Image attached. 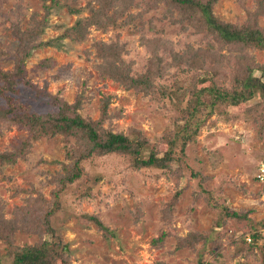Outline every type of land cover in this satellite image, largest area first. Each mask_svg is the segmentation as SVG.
I'll list each match as a JSON object with an SVG mask.
<instances>
[{
    "label": "rangeland",
    "instance_id": "rangeland-1",
    "mask_svg": "<svg viewBox=\"0 0 264 264\" xmlns=\"http://www.w3.org/2000/svg\"><path fill=\"white\" fill-rule=\"evenodd\" d=\"M110 1L117 8L109 7ZM190 10H178L169 0H0V71L19 74L13 86L0 87V154L24 147L13 164L0 163V227L24 221L25 232L12 234L14 245L32 246L43 238L55 241L70 264H195L198 253L204 264H263L261 250L236 255L238 246L232 241L250 244L246 221L256 228L264 222V183L256 177L258 165L264 163V50L218 43L205 34L202 20ZM211 12L221 23L238 28L253 24L264 31V0H217ZM113 15L119 16L117 25H106V18ZM129 17L145 21L140 33L133 31L132 24L123 25ZM78 22L81 25L75 29ZM78 33L84 35L81 41L75 40ZM151 38L170 41L180 53L186 47L190 51L179 67L169 65L172 60L164 55L160 65L152 57L156 48ZM113 41L120 45L129 73L147 74L162 88L174 87L176 72L187 68L191 55L203 63L200 55L209 51L203 58L205 69L202 64L187 77L215 75L222 89L250 75L261 86L250 100L225 106L228 115L214 111L205 116V124L183 155L184 163L199 172L198 178L191 177L189 170L181 178L163 176L154 168L136 171L126 156L95 155L82 166L84 179L95 177L93 196L77 197V187L88 183L83 179L59 191V208L49 212L58 189L56 180L73 161L66 154L64 136L42 133L36 138L9 124L4 113L12 105L51 116L59 113L61 103L79 104L78 113L98 122L101 132L131 137L139 133L161 152L183 125L179 107L187 105V97L168 98L158 93L160 89L145 95L101 76L97 66L104 61L96 44ZM68 140L76 142L74 137ZM202 190L217 191L230 210L246 218L226 219L223 226L214 227L217 212L205 205L202 194L198 196ZM175 195L172 216H166ZM39 203L44 206L38 208ZM88 216L98 218L107 233ZM259 231L263 244L264 229ZM193 233L207 234L210 241L217 236L219 249L212 251L210 242L202 240L194 249L182 247L181 240ZM162 234V242L154 247L152 241ZM5 241L0 238V258L7 264L11 256Z\"/></svg>",
    "mask_w": 264,
    "mask_h": 264
},
{
    "label": "trees",
    "instance_id": "trees-1",
    "mask_svg": "<svg viewBox=\"0 0 264 264\" xmlns=\"http://www.w3.org/2000/svg\"><path fill=\"white\" fill-rule=\"evenodd\" d=\"M216 1L217 0H169L171 5L178 10H183L185 7L192 9L190 11L195 13V16L200 17L202 20L201 26L205 34L211 36L210 38L214 37V40L218 43L222 45L227 44L230 47L239 46L240 49L264 50V31L251 26L253 25L251 23V25L238 28L219 22L211 12V7ZM109 4V7L117 8L115 1H110ZM118 17L119 16L113 15L106 18V25L116 26L117 24L115 22ZM130 18L131 17H129L127 21H124L123 25L132 24L134 28L133 31H138L140 33L145 25V21H142L140 18L133 17L131 20ZM149 24L151 25L150 22ZM80 25L79 22L76 23L75 29ZM83 38L84 35L82 34L81 36L78 33L75 40L81 41ZM144 39L143 37L142 40ZM151 44H154L156 48V50L152 52V57L154 59L158 58L157 61L160 65L164 62V57L161 58L162 55H164L172 60V62H169V65L174 63L175 67H179L178 63L182 62V57L185 52L190 51V49L186 47L185 50H182V53H180L181 50L176 51L174 45H172L170 41L161 40L160 38H151ZM21 46L20 51L16 53L15 59L21 54L23 45ZM96 46L99 57L104 61L102 65L97 66L103 78L109 77L125 90L134 89L136 92H143L145 95H153L156 90L160 89L158 93L168 98L171 97L173 99L174 96L178 97V95L187 97V105L185 107H179L182 114L183 125L178 127L174 138L168 142V149L161 152L154 148V146H151L139 133L135 135V137H131L121 133L101 132L98 122L85 119L78 113L79 104L69 106L66 105V103H61L59 113L51 116H37L29 113V111L16 110L12 105L11 108L4 113V117L7 118L9 124L27 130L29 134H34L36 138L42 133L47 136L56 134L64 136L66 141L65 147L67 149L66 154L69 159L73 161L71 167H63V175L56 180L58 189L53 194L54 201L51 203L52 209L50 208L51 210H49V212H55V210L59 208V191L62 192L65 187L74 185L76 182H81L87 177L82 168L83 162L95 155L103 156L106 154H116L126 156L129 158V166L136 171L154 168L159 169L163 176H178L181 178L187 175V171L189 170L191 171V177L198 178L200 176L199 172H194V170L190 169L189 166L184 163L183 155L187 144L194 143L197 134L205 124V116H210L214 111L222 115H228L227 110L224 108L225 106L237 107L250 100L254 97L257 88L261 86L256 83V80L250 75L244 77L235 84H231L230 87L224 85L222 89L220 88V80H218L215 75L200 78L198 75L192 74L191 77H187L186 75L190 73V71H196L199 67H202V64L205 69L207 64L204 63L203 58H208V55L211 53V51H209L203 55L199 54L203 63L199 61V57L191 55L188 59L187 68H182L176 72L177 80L172 84L174 87L169 88V86H167L162 88L159 81L157 83L159 86L155 85L154 80L147 74L143 73L140 75L135 72L129 73V68L124 65V61L121 58L120 45L116 41L110 44L99 42ZM21 64V58H18V73H21ZM15 75L19 74L0 71V87L9 88L13 86L14 79H17ZM207 82H210L211 85L205 86ZM200 85L203 87H199ZM8 91L9 90H7V92ZM107 107L108 102L102 105V116L106 115ZM70 137L76 139L74 144H72L74 141L70 142L68 140ZM23 150L24 147H21L20 150L0 154V163L7 162L13 164L15 159L20 157L19 154L23 153ZM94 178L95 177L89 181L86 180L89 178L84 179L88 183L82 185V187H77V197L79 199L93 196L92 185L95 183ZM96 179H98V177ZM201 194L205 205L210 210L217 212L214 227L223 226L226 219L240 221L242 218H246V215L240 216L238 213L230 210L226 204L225 198L221 197L217 191L202 190L198 196H201ZM177 199L178 195H175V198L167 204L166 216H172ZM41 204L42 203H39L37 207H41L43 205ZM88 218L98 226L100 231L107 233L106 227L98 218L93 216H88ZM246 222L248 223L247 228L250 230L249 235H251V243L248 244L244 240L239 241V243L232 241L235 246H238L236 255H249L252 250L259 249L262 251V262L264 264V243L259 244L261 240L259 230L264 229V222L260 224L259 228L253 227L249 220ZM0 228V230H2L0 238L6 240L5 242L8 244L7 255L11 256V260L8 261L7 264H70L69 257L63 253V247L61 248L60 244L55 241L43 238L38 244L32 246L19 247L14 245L12 234L16 230L25 232L23 219L11 222L6 228ZM3 230L7 231L4 232ZM33 231L35 232L36 229ZM36 232L39 233V231ZM164 235L165 234H162L156 240L152 241L154 247L159 246ZM50 238H52L51 235ZM189 238L190 239L181 240L182 247L194 249V245L198 240H202L204 243L209 241L210 247L208 248L212 251L219 249L221 245V241L217 236L210 241L207 234L193 233L189 235ZM198 254L195 264H204L205 262L202 260V256ZM0 264H4L1 258Z\"/></svg>",
    "mask_w": 264,
    "mask_h": 264
},
{
    "label": "built area",
    "instance_id": "built-area-1",
    "mask_svg": "<svg viewBox=\"0 0 264 264\" xmlns=\"http://www.w3.org/2000/svg\"><path fill=\"white\" fill-rule=\"evenodd\" d=\"M257 180L264 183V163H260L257 167ZM249 241V239H247Z\"/></svg>",
    "mask_w": 264,
    "mask_h": 264
}]
</instances>
